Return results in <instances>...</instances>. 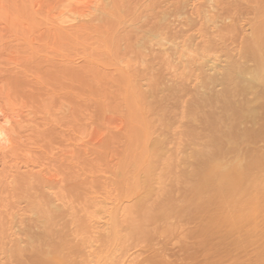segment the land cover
I'll list each match as a JSON object with an SVG mask.
<instances>
[{
    "label": "bare ground",
    "instance_id": "1",
    "mask_svg": "<svg viewBox=\"0 0 264 264\" xmlns=\"http://www.w3.org/2000/svg\"><path fill=\"white\" fill-rule=\"evenodd\" d=\"M13 6L15 4L10 0H0V31L11 29L14 32L17 27L27 28L29 21L17 11L15 7L18 5ZM29 7L40 13L43 9L47 21L51 22L49 24L58 29H101V41L97 39L101 42L100 52L106 56L110 71L117 72L122 93H125L122 94L125 97L121 96L125 98L123 102L120 100L123 110L121 103L116 113L115 107L108 110L107 106L101 113L100 127L94 124L98 119L95 112H92L94 119L89 121L86 119L90 118L92 110L83 114L88 116H82V123L77 124L78 130L74 132L79 137H71L74 134L71 130L73 134L70 133L69 137L74 140L68 143L69 146L73 143V148H78L75 150L79 153L82 150L93 153L94 148L98 150L101 146L102 150L104 144L108 145V133L126 132L128 135L124 133V136L131 137L130 147L123 146L127 142L121 145L124 139L119 143L112 135L109 136L113 140H108L109 143L120 144L122 147H118L123 153L125 149H131L124 153L127 156L123 157L125 160H120V156L116 160L114 155L118 154L112 156L110 154L113 153L107 152L112 158L104 154L117 144L110 149L105 147L108 150L101 153L104 155L102 158L109 157L107 165L114 161V168L111 169L110 164L103 169L110 166L113 170L111 173L108 169V172L109 175L114 173L110 175L112 177L115 175L111 180H118L117 191L113 193L109 189L106 194L108 189L101 181L104 185L100 184L104 190L99 188L101 193L97 189L90 192L93 193L91 199L90 194L85 193L89 198L87 201V196L84 199L83 194V197L78 196L84 204H79L80 208L76 206L78 203H73L74 200L70 202L69 193V199L65 197V189L61 190L63 186L60 185L63 182L61 173L50 171L53 167L46 170L42 165L45 173L50 172L47 176L43 173L46 181L41 187L44 170L41 165L42 169H32L34 160L29 159L28 162L29 156L23 151L25 154L22 156H26L28 164L21 160V165L13 164L11 169L27 167L24 169L27 174L31 171L36 173L32 179L29 178L30 181L33 182L34 178L36 182L35 176H39L41 185L35 188L37 191L41 189L38 194L34 189L36 195H28L30 198L35 196L32 201L26 200L30 203L29 208L25 204V210L31 215L21 208L23 212L15 214L8 226L0 221V264H264V0H29ZM53 36L55 38V34ZM11 37L17 39L16 35ZM42 50L43 53L44 48ZM5 104L7 106V102ZM14 105L9 109L17 114L21 112ZM62 107L64 112L72 110L67 105ZM59 110L57 114L64 115ZM109 111L113 115L123 112L120 116H113L108 114ZM11 114L13 112L7 115L10 117ZM77 120L79 122L80 118L72 119L74 122ZM11 121L7 119L4 124ZM29 121L30 128L35 126ZM81 126L85 132L80 134L83 131ZM67 148L61 150L65 156L63 152L60 154L72 161L69 157L73 158L75 150ZM117 149L116 153L119 152ZM81 154H78V159ZM22 156L20 159H24ZM77 158L74 159L77 161ZM98 164H95L97 168ZM101 167V172L93 170L95 174L99 172L98 178L103 175L106 179V172L102 174L105 170L102 171ZM6 171L4 179L8 182L13 179L12 170L8 168ZM116 181H112L114 186ZM96 191L106 195L100 196L94 193ZM75 198L73 196L72 199ZM25 214L30 217H25ZM83 218L85 225L82 228L80 221ZM78 220L80 225H77ZM75 225L77 227L74 228ZM64 226L69 227L66 229Z\"/></svg>",
    "mask_w": 264,
    "mask_h": 264
},
{
    "label": "rangeland",
    "instance_id": "2",
    "mask_svg": "<svg viewBox=\"0 0 264 264\" xmlns=\"http://www.w3.org/2000/svg\"><path fill=\"white\" fill-rule=\"evenodd\" d=\"M10 1H12V4L14 5L15 4V6L16 5H18L17 7H15V6H13V7H15L16 9H18L17 11H20V13H21V15H23L24 17H26L27 18V20L29 21V24L27 25V28L26 29H23V28H19V27H17V28H15V35L17 36L16 38L17 39H15L14 37L12 38L11 37V35L12 36H15L14 35V32H11L10 30L11 29H4V31H0V42L2 43L3 41H4V44L2 43H0L1 45H0V89H2V90H0V91H3V93H4V95L3 96H5L4 98H3V96H1L3 93L2 92H0L1 94H0V97L2 98H0V124H1V126L3 125L4 127H6V129H7V131L5 130V128L2 126V127H0L1 129H0V146H4V147H1V148H3V149H1L0 148V152H2L1 150H4L2 153H0V156H3L2 157V159H0L1 160V162L0 163H2V165H0L1 167H0V169L4 166V168H2V171L0 170V173L2 174L1 176H3V177H1L0 176V204H2V206L0 205V218L1 219H4V220H0L1 221V223H3V224H5L4 226L6 227V225L8 226L9 224H10V222L13 220V216L15 215V214H21V212H23L22 210H21V208L26 212V210L25 209H27V207H28V203H30V202H26V200H31L32 201V199L35 197V196H33V198L31 197H29L28 195H32V193H33V195L35 194L36 195V193L38 194L39 192H40V189L37 191V189L35 188V187H40V185H41V181L39 182L38 180H39V176L37 175V176H35L36 177V182H34V178H33V182H32V180L30 181V179L29 178H31L32 179V176H34L36 173H34L33 174V172L31 171V173H29L28 172V174L26 173V171L24 170V169H26V168H22V169H16V168H13L12 167V169H11V166H13V164H18V165H21V160L23 161L24 160V162H26L27 164H28V162H29V159L31 160V161H33L34 160V163H33V165H32V169L33 168H35L34 170L35 171H37L36 169H38V168H36V167H40V165L42 166V165H44V167L46 168V170L49 168V170L52 168V170H50V171H53V170H56L55 172H56V174L57 173H61L60 175V177H61V179H62V184H60V185H62L63 187L61 188V190L64 188L65 189V191H66V194H65V191H64V195H67L68 193V195H69V198H71V200H70V202H72V200H74L73 201V203H78L76 206H78L79 204H80V206H84V204H83V201L82 200H79L80 198V195L81 194H83V196L81 195V197H83V199L85 198V196H87V195H89L90 194V192H93V191H95L96 189L99 191V188H101V190L102 191H104L103 189H102V187L100 186V184L104 187V185H105V189H108V191L106 190L105 191V193L107 194L108 192H110V191H112L113 193L115 192V191H117V186H118V183H117V179H113V180H111L112 178H114L115 177V175L112 177V176H110V175H113V174H111L112 173V171H111V169H112V167H113V163H114V161H113V163L111 164L110 162V164H108V165H110L111 166V169L108 167V169H110V171H111V173H110V175H109V170L107 169V170H105V168H107V167H105L104 169H103V167L105 166V165H107V160L109 161L110 159H109V157H108V159L105 157V159H103L102 157L105 155V156H110V155H114V154H118V156L117 155H114V159L116 158V160L119 158V156H120V160H125L123 157L125 156V154L124 153H126V151L128 150V149H131V148H127V150L125 149L126 147H124L123 148V150L125 151L124 153H123V151H121V150H119V147H118V145H120V144H117L116 142L114 143V142H112V141H110L111 143H109V140L108 139H112V137H110L109 135H112L113 136V138H114V140H115V138H116V140L115 141H117L118 140V142L119 143H121L122 141H123V139H124V141H123V143L121 144V145H123L124 144V142L126 143H128V144H125V145H123V146H127V147H130V144H131V137L130 136H128V137H126V136H124L125 134H127L126 132H122V133H119V132H116V134H114L113 135V133H108V139H106V141L104 140L103 142H106L108 145H106V144H104V148L102 149V150H100L102 147L101 146H99L98 148H97V146H96V148L98 149V150H100V151H98V150H96L94 147V152L93 153H91L89 150H88V152L87 153H84V150H82V151H80V153L78 152V151H76L75 149H78V148H73V146L74 145H72L73 143H71V146H69L70 144H68V143H70L71 142V140L73 141L74 139V137L76 136L77 137V134L76 133H74V132H77V130H78V126H79V124L78 123H82V122H80L81 120H82V118L85 116V115H83V114H86L90 109L92 110L90 113H91V116H90V118H87L86 120H88L89 121V119H91V118H93L94 116H93V113L92 112H95L97 115H96V117L98 118V119H96V117H95V119L96 120H94L96 123H94L95 125H96V127L98 128V127H100L101 126V123H102V119H103V117H102V119H101V116H102V112L103 111H106V108H107V106H108V110L110 109L111 110V108H113V107H115V109L117 108V106L121 103L120 102V100H122V102H123V100L125 99H122L123 97H125L124 95H122L123 93H122V91H123V89H121V88H123L122 86H121V83H120V79H119V76H118V74H117V72H115V71H110V68L108 67V64H109V62L106 60V56H104V54L102 53V52H100L101 51V42L99 43V42H97L98 40H100L101 41V39H99L100 38V36H101V34H100V31H101V29H94V28H80V30H78L79 28H74V29H68V31H67V29H58V28H55V26H54V28H53V26L51 25V24H49V23H51V22H48L49 20L45 17V12H44V10L42 9V13H40V11L39 10H35L36 12H34V11H32V10H30V7H29V0H10ZM17 1V2H16ZM16 2V3H15ZM27 9V10H26ZM26 10V11H25ZM43 12H44V14H43ZM33 13V14H32ZM39 13V14H38ZM25 14V15H24ZM39 16H38V15ZM41 14V15H40ZM36 18H35V17ZM41 16V17H40ZM47 16V15H46ZM43 17V18H42ZM46 18V22H44L45 21V18ZM37 19V20H36ZM38 19H39V21H38ZM34 20H36V21H34ZM48 20V21H47ZM42 21V22H41ZM36 22V23H35ZM37 23H39V26L37 25ZM43 23V24H42ZM49 25H48V24ZM31 24V25H30ZM40 24L42 25L41 27H40ZM32 26V27H30V26ZM37 25V26H36ZM29 26V27H28ZM35 26V27H34ZM52 26V27H51ZM37 27V28H36ZM46 27V28H45ZM39 30V31H36V30ZM50 29H53V31L51 30V31H49ZM76 29H77V31H76ZM84 29V30H83ZM89 29H91V30H89ZM95 30V31H92V30ZM14 30V29H13ZM16 30H18V31H16ZM42 30V31H41ZM45 30H47L48 32H46ZM62 30V31H61ZM73 30H75V31H73ZM10 31V32H9ZM34 31H35V34H34ZM56 31H58V35L56 34ZM81 31V32H80ZM92 31V32H91ZM5 32V33H4ZM24 34H22V33ZM50 32V33H49ZM52 32V33H51ZM54 32V33H53ZM61 32V33H60ZM86 32V33H85ZM98 33V34H95V33ZM11 33V34H10ZM16 33H19V35L18 34H16ZM60 33V34H59ZM67 33V34H66ZM2 34L4 35V36H2ZM37 34V35H36ZM41 34V36H39ZM48 34V35H47ZM55 34V38H54V35ZM71 34H72V36H71ZM80 34L81 35H83V38L80 36ZM85 34V35H84ZM92 34V35H91ZM7 35V36H6ZM53 37H52V36ZM62 35V36H61ZM98 35V36H97ZM100 35V36H99ZM49 36H50V38H49ZM67 36V37H66ZM80 37V39H79V37ZM91 36V37H90ZM94 38H93V37ZM5 37H7V38H5ZM13 39H11V38ZM19 37V38H18ZM28 37V38H27ZM31 37V38H30ZM41 37H43V38H41ZM45 37V38H44ZM70 37H72V38H70ZM78 37V38H77ZM98 37V38H97ZM3 38V39H2ZM10 38V39H9ZM38 38V39H37ZM57 38V39H56ZM60 38V39H59ZM64 38V39H63ZM89 38V39H88ZM2 39V40H1ZM4 39H6V41H8V40H11V43H10V41H8V42H6ZM36 39V40H35ZM51 39V40H50ZM54 39V40H53ZM75 39V40H74ZM85 41H84V40ZM98 39V40H97ZM14 40H17L16 42H12V41H14ZM18 40H19V42H18ZM23 40V41H22ZM45 40V41H44ZM58 42H57V41ZM68 40H69V42H68ZM79 40V41H78ZM93 40V41H92ZM35 41L37 42V43H35ZM49 41V42H48ZM51 41H53V42H51ZM54 41H55V44H54ZM61 41H62V43H61ZM72 41V42H71ZM30 42V43H29ZM68 43V44H64V43ZM71 42V43H70ZM92 42V43H91ZM10 43V44H9ZM14 43H16V44H14ZM34 43V44H33ZM38 43H39V45H38ZM47 43V44H46ZM51 43V44H50ZM53 43V44H52ZM61 43V44H60ZM82 45H81V44ZM12 44H14V45H12ZM24 45V46H22L21 45V47L19 46V47H17V45ZM30 44V45H29ZM31 44H33L32 45V47H30L31 46ZM38 45V48L39 49H41L40 51H39V49L38 48H36L37 47V45ZM43 44V45H42ZM60 44V45H59ZM62 44H63V46H62ZM74 44H76V45H74ZM49 45V46H48ZM57 46V47H53V46ZM67 45H68V47H67ZM72 45V46H71ZM29 46V47H28ZM88 46V47H87ZM97 46V47H96ZM25 47V48H24ZM34 47V48H33ZM47 47H49V48H51L52 47V49H46ZM71 47V48H70ZM99 47V48H98ZM23 48V49H22ZM29 50H28V49ZM44 48V54L41 52V51H43L42 49ZM58 48V49H57ZM75 48V49H74ZM33 49V52L32 51H30V50H32ZM34 49H37V50H35L34 51ZM71 49V50H70ZM45 50H46V52H45ZM47 50H51L53 53H54V55H51V54H53L52 52L50 53H48V51ZM60 50V51H59ZM62 50V51H61ZM81 50V51H80ZM98 50V51H97ZM26 51V52H25ZM29 51L30 52H32V54H29ZM37 51H39V52H37ZM84 51V52H83ZM89 51V52H88ZM12 54H11V53ZM15 52V53H14ZM82 52H83V54H82ZM10 53V54H9ZM18 53V54H17ZM26 53H28V54H26ZM75 53V54H74ZM85 53H86V55H85ZM90 55H89V54ZM17 54V55H16ZM48 54V55H47ZM50 54V55H49ZM56 54H58V55H56ZM66 54V55H65ZM82 54V55H81ZM6 55H8V56H6ZM15 55L17 56L16 58H14L15 57ZM24 55V56H23ZM76 55V56H75ZM45 56V57H44ZM73 56V57H72ZM88 56V57H87ZM95 56V57H94ZM105 58H104V57ZM7 57V58H6ZM79 57V58H78ZM102 57V58H101ZM16 59V61L14 60V59ZM52 58V59H51ZM77 58V59H76ZM86 58V59H85ZM93 58V59H92ZM9 59V60H8ZM13 59V60H12ZM68 59V60H67ZM85 59V60H84ZM97 59V60H96ZM20 60V62H18V61ZM65 60V61H64ZM83 60V61H82ZM7 61V62H6ZM68 61V62H67ZM95 61V62H94ZM11 62V63H10ZM16 62H18V63H16ZM72 62V63H71ZM77 62V63H76ZM94 62V63H93ZM14 63V64H13ZM16 63V64H15ZM79 64V65H78ZM97 64H98V66H97ZM14 65V66H13ZM93 65V66H92ZM15 67V68H14ZM97 67V68H96ZM96 68V69H95ZM103 70V71H102ZM108 71V72H107ZM101 72H102V74H101ZM105 72V73H104ZM112 74H114V76L112 75ZM111 75V76H110ZM104 77V78H103ZM115 77V78H114ZM117 77V78H116ZM92 78H94V79H92ZM112 79V80H111ZM115 79V80H114ZM117 79V80H116ZM111 81V82H110ZM116 84V85H115ZM111 88V89H110ZM106 89V90H105ZM5 90V91H4ZM7 90V91H6ZM107 91H108V93H107ZM110 91V92H109ZM8 93V95H7V93ZM115 92V93H114ZM107 93V94H106ZM111 93V94H110ZM119 93V94H118ZM6 94V95H5ZM100 94V95H99ZM121 94V95H120ZM125 94V93H124ZM118 95H120V96H118ZM8 96H9V98H8ZM121 96H123V97H121ZM104 97H105V99H104ZM102 99V101H101V99ZM50 99V101H48ZM113 99V100H112ZM4 100V101H3ZM6 100V101H5ZM8 100H9V102H8ZM66 100V101H65ZM115 100V101H114ZM15 103H14V102ZM48 101V102H47ZM53 101V102H52ZM57 101V102H56ZM3 102H4V105L6 106V102H7V108H5V106L3 105ZM10 102H11V104H10ZM118 102V103H117ZM23 103V104H22ZM103 103V104H102ZM117 103V104H116ZM9 104V105H8ZM15 104V105H14ZM19 104V105H18ZM67 105V106H69V107H72V112L70 111V112H64V108L62 107V106H64V105ZM112 106H111V105ZM122 104V105H121ZM120 105H121V110H123L122 109V106H123V103H121ZM11 105H14V106H16V107H18L19 109H21L20 111L21 112H18V114L16 113V111H11L10 109H9V107L11 106ZM51 106V107H50ZM125 106V109L127 110V108H126V105H124ZM62 107V108H61ZM85 107V109H83ZM101 107V108H100ZM110 107V108H109ZM7 109L6 110V112H5V109ZM55 108V109H54ZM105 108V109H104ZM46 109V110H45ZM52 109V110H51ZM59 109H61V110H59ZM81 109V110H80ZM114 109V113H116L117 112V110L118 109H116L115 110ZM58 110L59 111H61V113H63L64 115H62V114H57L58 113ZM79 110V111H78ZM82 110H84V111H82ZM102 110V111H101ZM10 111V113H12L13 112V115L11 114L10 115V117H11V119H10V117H9V115H7V114H10V113H8ZM25 111V112H24ZM35 111V112H34ZM37 111V112H36ZM113 111V110H112ZM56 112V113H55ZM78 112V113H77ZM83 112V113H82ZM89 112H88V114H89ZM120 112V111H119ZM117 113V114H115V115H113V112L111 113V111H109L108 112V114H110V115H113V116H117L118 114H119V116L120 115H122V112H120V113ZM125 112V111H124ZM36 115H35V114ZM51 113V114H50ZM53 113V114H52ZM71 113V114H70ZM104 113V112H103ZM105 113H107V112H105ZM14 114H17V116L16 115H14ZM23 114H25V116L23 115ZM34 114V115H33ZM66 114V115H65ZM74 114V115H73ZM99 114H101V115H99ZM108 114H106V115H108ZM27 115V116H26ZM32 117H31V116ZM39 115V116H38ZM44 115V116H43ZM59 115V116H58ZM78 115V116H77ZM95 115V114H94ZM98 115H99V117H98ZM105 114H104V116H106ZM124 115H126V113L124 114ZM12 116H13V118H12ZM14 116L16 117V118H14ZM67 116V117H66ZM71 116V117H70ZM76 116V117H75ZM83 116V117H82ZM86 116H88V115H86ZM86 116L84 117V118H86ZM8 117V118H7ZM20 117V118H19ZM43 117V119H41ZM57 117V118H56ZM19 118V119H18ZM26 118H29V119H32L33 121V123L31 122V120L29 121L28 119H26ZM37 118H38V120H37ZM45 118V119H44ZM62 118V119H61ZM68 120H67V119ZM70 118H76V119H78V118H80V120H79V122H78V120L76 121V122H74V121H72V119H70ZM9 120V121H13V123H12V121L11 122H9L10 124H4V122L5 123H7L6 122V120ZM13 119H15V121L13 120ZM23 119V120H22ZM24 119H26V120H24ZM64 119V120H63ZM94 119V118H93ZM92 119V120H93ZM22 121V123H20V121ZM29 122H31L30 124H33V125H35V126H33L32 127V125H31V128L29 127V123H28V121ZM45 120H47V121H45ZM83 120H85V119H83ZM92 120H90V121H92ZM101 122H100V121ZM23 121H25V122H23ZM26 121H27V123H28V126L27 127H29L30 128V130H28L29 128H27L26 127V125H27V123H26ZM51 121V122H50ZM53 121V122H52ZM72 121V122H71ZM87 121V122H88ZM93 121V122H94ZM14 122H15V124H14ZM40 122H42V123H40ZM46 122H48V124L46 123ZM67 122V123H66ZM74 122V123H73ZM84 122H86V121H84ZM84 122H83V124H84ZM3 123V124H2ZM45 123V124H44ZM64 123V124H63ZM89 123V122H88ZM41 124V125H40ZM73 124H74V126H73ZM76 124V125H75ZM77 124H78V126H77ZM83 124H82V126H83ZM24 125H25V128H24ZM39 125V126H38ZM61 125V126H60ZM84 125H86V124H84ZM16 126V127H15ZM65 126H67L66 128H65ZM73 126V127H72ZM76 126V127H75ZM82 126H81V129H82ZM39 127V128H38ZM69 127H71V128H69ZM85 127V126H84ZM14 129V131H13V129ZM34 128V129H33ZM36 128V129H35ZM86 128V127H85ZM131 128V127H130ZM3 129V130H2ZM8 129H10V131L8 132ZM60 129V130H59ZM64 129V130H63ZM74 129V130H73ZM79 129H80V127H79ZM2 130V131H1ZM5 130V131H4ZM25 130H26V132H25ZM71 130L73 131V133L71 132ZM76 130V131H75ZM83 130V129H82ZM127 130H129V129H127ZM12 131V132H11ZM36 131V132H35ZM62 133H61V132ZM7 132H8V134H10V135H8L7 134ZM11 132V133H10ZM21 132H22V134H21ZM64 132V133H63ZM82 132H85V130H83V131H81L80 132V134L82 133ZM128 132V131H127ZM129 132H130V130H129ZM4 133V134H3ZM23 133L26 135V136H24L23 135ZM31 133V134H30ZM73 134V135H71V134ZM12 134V135H11ZM14 134V135H13ZM67 134V135H66ZM121 134H123V136L121 137ZM9 136V138L6 140V136ZM28 135V136H27ZM71 135V137L73 136V138L72 139H70L71 137H69ZM120 135V136H119ZM128 135V134H127ZM16 137V138H15ZM67 137V138H66ZM75 137V138H76ZM78 137H79V135H78ZM77 137V138H78ZM110 137V138H109ZM3 138V139H2ZM65 138V139H64ZM122 138V139H121ZM127 138V139H126ZM69 139V140H68ZM86 139V138H85ZM84 139V140H85ZM120 139V140H119ZM2 140H4L5 142H6V144L4 145L3 144V142H2ZM68 140V141H67ZM75 140H78V139H75ZM113 140V139H112ZM122 140V141H121ZM63 141V142H62ZM67 141V142H66ZM121 141V142H120ZM129 141V142H128ZM78 142V141H77ZM77 142H74V144L75 143H77ZM82 141H80V142H78V143H81ZM32 143H34L33 145H32ZM68 145H67V144ZM77 143V144H78ZM114 143V144H113ZM56 144V145H55ZM65 144V145H64ZM103 144V143H102ZM115 144H117V146L115 145ZM24 145H25V147H24ZM28 145V147H26ZM32 145V146H31ZM63 145H64V147H63ZM76 145V144H75ZM79 146L81 145V144H78ZM77 145V146H78ZM120 145V146H121ZM67 146L68 147H71V148H73V150H75V152L73 151V158H71V156L69 157L70 159H73L72 161H73V163H72V161H70L69 159H67L68 158V156H67V158L66 157H63V156H65V154H64V152L63 151H61V150H63V149H66L67 148ZM112 146H116L115 148L113 147L112 148ZM53 147V148H52ZM62 147V148H61ZM76 147V146H75ZM82 147V146H81ZM80 147V148H81ZM87 147V146H86ZM85 147V148H86ZM89 147V146H88ZM105 147H110V148H112V149H110V150H108V149H105ZM117 147H118V149H117ZM122 147V146H121ZM27 148V149H26ZM58 148V149H57ZM91 148V149H90ZM89 149L92 151V147H90ZM31 149V150H30ZM50 149H51V152H50ZM68 149V148H67ZM81 149H84V147L83 148H81ZM80 149V150H81ZM116 149L117 150H119V152L117 151V153H116ZM122 149V148H121ZM34 150V151H33ZM56 150H58V151H56ZM106 150H108V151H105ZM14 151V152H13ZM23 151H25V153L26 154H28L27 155V157L29 156V158L27 159L26 158V156H24V159H20L21 158V156H22V154H25V153H23ZM53 151V152H52ZM130 150H128V152H129ZM29 152H32V154L31 153H29ZM50 154H49V153ZM62 152H63V156L61 155L62 154ZM78 152V153H77ZM81 152L83 153V155L81 154ZM102 152H105V154L103 155V154H101ZM107 152H109V153H113V154H110V155H108L107 154ZM120 152H122L121 153V155H119V153ZM128 152H127V154H128ZM3 153H5L4 155H2ZM14 153V154H13ZM48 153V154H47ZM52 153H54L53 155H52ZM61 153V154H60ZM77 153V157H78V154H81V157H79V159L77 158V157H75L74 155ZM95 154V155H94ZM101 154V155H100ZM46 155H48V156H46ZM61 155V156H60ZM67 155V154H66ZM69 155V154H68ZM99 155V156H98ZM22 156V157H23ZM115 156H117V157H115ZM122 156V157H121ZM11 157V158H10ZM45 157V158H44ZM99 159H98V158ZM127 156H125V158H126ZM28 160V162L26 161V159ZM74 158H77V161H76V159H74ZM96 158V159H95ZM100 158H102L103 160H105V163L106 164H104L103 165V161L102 160H100ZM110 158H112L111 156H110ZM9 159L11 160V161H9ZM17 159V160H16ZM41 159H42V162H43V164H42V162H41ZM45 159H46V161L47 162H45ZM67 161H65V160ZM95 159V160H94ZM98 159V160H97ZM4 160V161H3ZM6 160V161H5ZM40 160V161H39ZM44 160V161H43ZM64 160V161H63ZM115 160V163L117 162ZM9 161V162H8ZM37 161H39V166L37 165L36 166V164L38 163ZM77 162L76 164L74 163V162ZM96 161H98V163L100 162V163H102L101 165H100V163L98 164ZM5 162L7 163L6 165H5ZM15 162V163H14ZM92 162H94V163H92ZM9 163V164H8ZM26 163H24V165L26 164ZM31 162H30V164H32ZM79 163V165L77 166V164ZM91 163H92V166H91ZM29 164V166L28 167H30V169H31V165ZM95 164L97 165L98 164V166L100 167V166H102L101 167V170L103 169V170H105L104 172H102V174H104L105 172H106V174H104L105 175V177H106V179L105 178H103V175L100 173V175H102V176H100L99 178L97 177V173L99 174V172H101V171H99L100 170V168L98 167H96L95 166ZM22 165H23V163H22ZM46 165V166H45ZM75 165V166H74ZM95 166V169H94V166ZM107 165V166H108ZM8 167V168H10V171L12 170V171H14V170H16V171H14V172H10L11 173V177L13 178V179H9L8 180V182H7V180H5L4 179V175L6 174V169L8 170V168H6V167ZM77 167V168H76ZM91 167H93V168H91ZM42 168H43V166H42ZM41 167L39 168V169H42ZM45 168H43V170L45 169ZM56 168V169H55ZM114 168V167H113ZM29 169V168H28ZM28 169H27V171H28ZM29 169V170H30ZM79 169V170H78ZM91 169V170H90ZM98 170L97 171V173L95 174V172L96 171H94V170ZM46 170H44L41 174L43 175V176H41V178L43 179H41L42 180V185H41V187L44 185V183H45V177L48 175L47 173L48 172H50V171H48L47 173H45V171ZM82 170V171H81ZM102 170V171H103ZM34 171V172H35ZM83 171H84V173H83ZM93 171V172H92ZM109 171V172H108ZM5 172V173H4ZM15 172H17V173H15ZM54 172V173H55ZM38 173V172H37ZM46 174V176L44 175V174ZM82 173V174H81ZM92 173V174H91ZM27 174V175H26ZM41 174H39V175H41ZM50 174V173H49ZM108 174V175H107ZM81 175V176H80ZM107 175V176H106ZM14 176V177H13ZM45 176V177H44ZM111 178H110V177ZM17 177V178H16ZM59 177V176H58ZM63 177H65V180H64V178ZM86 177H87V179H86ZM90 177V178H89ZM93 177V178H92ZM97 179H96V178ZM101 177H102V179H101ZM2 178V179H1ZM24 180H23V179ZM95 178V179H94ZM16 179V180H15ZM58 179H60V178H58ZM61 179H60V183H61ZM87 181H86V180ZM98 179H100V180H98ZM105 179V180H104ZM10 180H12V181H10ZM15 180V181H14ZM91 180V181H90ZM93 180V181H92ZM96 180V181H95ZM98 180V181H97ZM116 181V186H114L115 185V183L113 184V182H115ZM11 183H10V182ZM88 181H89V184H87L88 183ZM99 181H100V183H99ZM101 181L103 182V184L101 183ZM113 181V182H112ZM44 182V183H43ZM64 182L66 183V184H64ZM86 182V183H85ZM92 182V183H91ZM3 183V184H2ZM28 183V184H27ZM34 183V184H33ZM9 184V185H8ZM12 184V185H11ZM112 184H113V187H112ZM39 185V186H38ZM59 184H58V186H60ZM64 185H66V186H64ZM28 186V187H27ZM34 187L33 189H29V188H31V187ZM61 187V186H60ZM90 187H91V189H92V191H90L91 189H90ZM114 187H116V189H114ZM114 190H113V189ZM37 191H35V190ZM59 189V188H58ZM58 189H56L57 190V192H58ZM82 189H84V190H82ZM90 189V190H89ZM109 189H110V191H109ZM33 190V191H32ZM60 190V189H59ZM60 190V191H61ZM73 190V191H72ZM75 190V191H74ZM89 190V191H88ZM22 191V192H21ZM24 191V192H23ZM31 193H30V192ZM79 191H85V192H83V193H81V192H79ZM102 191H99L100 193L102 192ZM26 192V193H25ZM36 192V193H35ZM63 192V191H62ZM74 192V193H73ZM88 192V193H87ZM98 192V193H99ZM26 195H25V194ZM59 193V192H58ZM85 193H87V195L85 194ZM94 193H97V191L96 192H94ZM97 193V194H98ZM99 193V195L100 196H103V195H106L104 192V194H100ZM93 193H91L90 195H89V197H90V199H91V195H92ZM61 195V194H60ZM68 195L67 196H65L66 198L68 197ZM94 195H96V194H94ZM98 195V196H99ZM28 196V197H27ZM62 197H63V194L61 195ZM73 196H74V198L75 197H77V201L75 200V199H72L73 198ZM79 196V197H78ZM97 196V195H96ZM65 197H63V198H65ZM69 198H67V200L69 199ZM79 198V199H78ZM82 199V198H81ZM87 199H89L88 198V196L85 198V200L87 201ZM21 200V201H20ZM25 200V201H24ZM22 201H24V202H22ZM76 201V202H75ZM82 202V204H81V202ZM89 201V200H88ZM68 202L69 201H67V204H68ZM73 203H71V207L73 206L72 204ZM84 203H86V202H84ZM25 204H27L26 206V208H25ZM32 204V203H31ZM30 204V205H31ZM87 204V203H86ZM23 205H24V207H23ZM75 206V205H74ZM80 206H78V208H80ZM29 208V207H28ZM74 208V207H73ZM77 207L75 208V210L76 209H78ZM17 209V210H16ZM72 209V208H71ZM29 210V209H28ZM27 210V211H28ZM79 210L80 209H78V212H79ZM2 211V212H1ZM19 212V213H18ZM71 212V211H70ZM74 213H75V211H73ZM73 212H72V214H73ZM78 212L76 211V213L75 214H78ZM8 213H9V215H8ZM12 213V214H11ZM26 213H28V214H30L29 213V211L28 212H26ZM28 214H25V217H27L26 215H28ZM69 214V213H68ZM68 214H67V216H68ZM71 214V213H70ZM69 214V216H71ZM80 214H81V212H80ZM31 215V214H30ZM2 216L4 217V218H2ZM10 216V217H9ZM67 216H66V218H67ZM76 216V215H75ZM80 216V215H79ZM8 218V219H6V218ZM28 217H30L29 215H28ZM77 217V216H76ZM70 220H71V218L70 217H68ZM78 218V217H77ZM77 218H76V220H77ZM65 219V218H64ZM73 219H74V217H73ZM79 219V218H78ZM5 220L6 221H8V222H5ZM11 220V221H10ZM70 220L68 221V220H64V221H66V222H70ZM63 221V222H64ZM83 221V222H82ZM82 221H80L81 222V224H82V226H80V227H82L83 228V225H85V222H84V218L82 219ZM61 222H62V220H61ZM0 223V224H1ZM7 223H9V224H7ZM65 223V222H64ZM63 223V224H64ZM76 223V222H75ZM71 224V223H70ZM73 224H74V222H73ZM80 225V223H79V220H78V223H77V225ZM64 225H68L67 223H65ZM71 226V225H70ZM67 227H69V226H64V228H66L67 229ZM72 227H73V225H72ZM75 227H77L76 225L74 226V228ZM0 228H1V226H0ZM71 228V227H70ZM73 229V228H72ZM65 230V229H64ZM84 230V229H83ZM80 231H81V229H80ZM1 233H2V230H1V232H0V236H1Z\"/></svg>",
    "mask_w": 264,
    "mask_h": 264
}]
</instances>
